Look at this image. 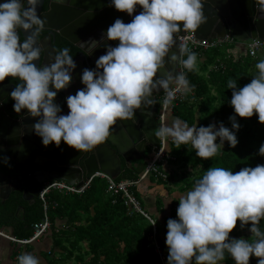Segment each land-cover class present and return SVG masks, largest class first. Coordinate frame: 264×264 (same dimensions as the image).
I'll use <instances>...</instances> for the list:
<instances>
[{
	"label": "clouds",
	"instance_id": "clouds-1",
	"mask_svg": "<svg viewBox=\"0 0 264 264\" xmlns=\"http://www.w3.org/2000/svg\"><path fill=\"white\" fill-rule=\"evenodd\" d=\"M55 2L64 5L68 0ZM255 2L264 14V0ZM39 3L40 0L0 2V81L9 76L20 81L9 93L15 101L13 109L17 113L27 109L28 115L39 117L32 127L45 146L51 142L59 146L63 140L77 150L91 151L106 140L118 119L130 118L136 109L145 110L155 104L153 91L164 90V109L177 93L185 95L191 91L193 86L184 71L174 74L169 69L164 76H157V72L166 67L164 58L174 44L179 53L172 52L168 62L175 65L179 61L188 71L196 69L197 54L188 49L186 38L180 40L179 33L181 27L185 33L194 32L205 21L202 0H109L110 6L130 15L137 5L142 10L128 23L116 18L100 40L81 41L87 55L101 41L119 43L105 44L106 53L95 61L96 67L83 69L81 83L85 87L66 97L70 111L59 114L61 106L54 103V97L69 86L76 62L64 47L48 63H33L40 56V33L46 20L37 13ZM180 21L182 26L177 23ZM21 29L31 30L22 40ZM185 54L186 58H181ZM255 68L257 73L243 87L237 86L236 79L228 80L227 88L232 89L229 103L240 117L257 113L258 120L264 123V59L257 61ZM173 82L175 87L170 86ZM229 120L231 129L222 121L219 127L215 123L197 127L177 118L171 125L162 124L154 135L170 137L176 148L190 143L196 156L207 159L217 154L224 141L231 147L237 145L236 132L241 125L236 115H230ZM217 137L219 143L215 142ZM258 152L264 155V143ZM8 159L4 157V162ZM176 214L178 219L169 218L166 224L167 264H219L226 252L235 264H249L250 255L260 258L257 264H264V231L259 227L264 219V164L245 166L235 173L224 167L208 168L193 188L179 198ZM238 219L241 228L252 222L254 239L229 237ZM17 264L40 261L35 254L24 252L18 256Z\"/></svg>",
	"mask_w": 264,
	"mask_h": 264
},
{
	"label": "trees",
	"instance_id": "trees-1",
	"mask_svg": "<svg viewBox=\"0 0 264 264\" xmlns=\"http://www.w3.org/2000/svg\"><path fill=\"white\" fill-rule=\"evenodd\" d=\"M225 53L226 51L219 47L203 54L197 53V56L204 57L195 70H187V79L193 87L167 116L171 119L179 118L187 121L189 126L197 127L210 123H215L216 127H219V122L222 121L231 129L229 116L236 115L241 126L236 132L238 143L235 147L224 141L216 155L205 159L196 156L195 149H192L190 143L176 148L169 137L165 145L169 157L158 164L159 172L164 173L165 178L157 173H150L145 179L139 180L148 159L135 170L126 167L116 179L139 180L132 190L146 215L127 206L121 195L107 193L106 180L100 177L94 178L82 193L51 190L49 193L51 208L48 211L50 228L39 239L28 244L10 240L13 245L12 253L19 256L20 250H32L39 240L51 235L50 249L40 250L41 254L44 252L52 256L48 261L46 259V264H164V260L167 262L168 246L165 244L167 220L178 219L176 210L179 198L193 188L196 180L210 167H224L232 169L235 173L245 166L255 167L257 164H264V155L258 152L261 143H264V123L258 120L257 113L251 117H240L235 114L234 107L229 103L232 89L227 88L230 78L237 80L238 87L249 83L258 71L255 64L264 59V55L252 57L246 52L235 58ZM215 142L219 143L220 138L217 137ZM147 179L150 182L155 179L160 184L163 183L167 193L158 194L154 200L152 199L154 197H147L148 194L146 192L143 194L142 190L144 185L148 187ZM53 203L56 205L52 206ZM19 206H22L24 211L21 215L16 214ZM42 218L43 205L40 198L36 203L28 204L21 193H15L6 203L0 205V230L8 231L10 235L19 239L32 236L34 232L32 225ZM154 221L155 224H151ZM251 223L248 222L241 228L238 219L229 237L254 239L250 231ZM259 227L264 231V219H261ZM155 242L164 260L156 251ZM258 259L260 258L250 255L249 264H257ZM219 264H235V261L226 252L225 259Z\"/></svg>",
	"mask_w": 264,
	"mask_h": 264
},
{
	"label": "water",
	"instance_id": "water-1",
	"mask_svg": "<svg viewBox=\"0 0 264 264\" xmlns=\"http://www.w3.org/2000/svg\"><path fill=\"white\" fill-rule=\"evenodd\" d=\"M69 6L63 5L65 10H71L75 6V11L78 16L73 23L69 17H62L61 21L72 22L68 33L60 31V34L76 46L78 49L77 55L74 58L76 68L72 71V79L69 86L61 89L54 97V103L61 106V113L68 114L70 109L66 103V97L70 94L74 95L78 89L85 87L81 83V75L84 68L93 69L96 67L95 61L102 54L106 53L105 44L116 46L118 40L101 41V45L94 49L90 55L85 54L81 48V41H88L90 38L100 40L102 33H106L108 27L114 23L116 18H121L125 23L132 20L133 16L142 10V6L137 5L134 12L130 15L126 11L117 10L114 6H110L109 0H68ZM3 2V0H0ZM45 0H40L37 6L38 15L44 19L47 15L50 18L55 14L54 7L57 5L55 1L50 3V9L47 12H42ZM205 21L194 31L201 38H219L230 35L238 42H244L252 38H260L264 40V14H261L256 6L255 0H202ZM59 5V4H58ZM67 5V3H66ZM70 8V9H69ZM77 8V9H76ZM89 9H93L90 12ZM69 14V12H67ZM56 15V14H55ZM74 15V14H73ZM57 16V15H56ZM182 26L183 22H177ZM46 26V25H45ZM44 26V27H45ZM55 30V28H52ZM31 30H20L21 40L24 35L27 36ZM185 32L182 27L179 34ZM176 44L179 43L177 34H173ZM42 49L38 60L33 63L37 66H42L54 59L56 54L50 40L40 39ZM179 49L174 44L170 49L168 56ZM165 56V60H166ZM166 62V61H165ZM20 83L17 78L5 77L4 81H0V191L4 192L8 189L6 185L14 183L19 177H25V173L21 168L14 153L20 151V154L26 153L27 159L25 164H30V161L35 164L36 169L33 174H44L42 182L47 180H66L68 183L83 184L84 180L88 179L94 172L102 171L112 177H117L122 171L123 165L119 154L124 158L125 162L131 167V158L124 152L123 146L114 139V125L110 130L109 136L104 142L95 146L91 151L83 152L69 146L61 140L57 146L55 142L45 146L42 143V138L37 135L32 125L39 117L28 115L27 109H22L17 113L13 109L12 98L9 93L15 88L16 84ZM171 86V85H170ZM51 90H55L50 85ZM163 90V89H160ZM159 90V91H160ZM158 91H153L154 95ZM154 98V96H153ZM155 99V98H154ZM143 110L136 109L134 115L131 116L132 126L135 129L128 130V135L134 147H140V140L149 142V132L146 128V119L139 120ZM150 118H148L149 120ZM126 125V124H124ZM147 144V143H146ZM114 147H113V146ZM155 148L153 152H157ZM141 157H146L143 152ZM138 155L136 159L140 158ZM4 157H8V162H4ZM31 159V160H30ZM22 160V159H21ZM32 178V174L30 176ZM6 186V187H5ZM22 189L23 196L26 193V187H22V183L17 189ZM15 189V190H17ZM6 190V194L0 195V198L7 199L11 191ZM25 198V196H24Z\"/></svg>",
	"mask_w": 264,
	"mask_h": 264
},
{
	"label": "built area",
	"instance_id": "built-area-1",
	"mask_svg": "<svg viewBox=\"0 0 264 264\" xmlns=\"http://www.w3.org/2000/svg\"><path fill=\"white\" fill-rule=\"evenodd\" d=\"M180 36V40L187 39V45L188 49L190 51H194L196 54H203L205 51H208L210 49L218 48L224 44H235L238 42L230 35H226L224 37L219 38H201L199 37L195 32L189 31L187 33L183 32ZM179 41V39H178ZM246 45V52L252 56L257 57L259 55H264V40L260 38H252L245 42ZM253 52H255V55H253ZM185 54L181 58H186ZM220 63V62H219ZM217 66V65H216ZM184 71L187 78V69L183 68V65H181L178 62V71L177 73ZM171 87H175L174 82L171 84ZM165 96V92L163 91L161 100L163 101ZM184 98V95H181L177 93L176 98L172 101V103L169 105L167 109L162 108L160 113V126L162 124H165L166 116L169 112L172 111L173 107L177 104H179ZM161 101V102H162ZM159 126V128H160ZM161 139V143L159 144V148L157 152H153L148 160V163L145 167V171L143 173L142 177H145L147 174L150 173H157L160 176H163L165 178V174L162 172H159L158 164L164 160V158L169 157L168 153L166 152V139ZM96 177H100L106 180L107 193L111 195H121L124 199V203L135 209L136 211H139L143 214L145 212L141 208V204L139 200L137 199L135 193L133 192L132 188L139 182V180L124 178L121 180H117L115 177L110 176L109 174L102 172V171H96L94 172L88 179L84 180L83 184L77 185L76 183H68L65 180H47L43 183L42 187L39 191V198L42 201L43 205V218L40 221L35 222L33 226V234L32 236L24 239H19L17 237H14L10 234L5 233L4 231L0 230V235L8 238L9 240L13 242H17L20 244H28L33 242L34 240H37L41 237L42 234L46 233L48 229L51 226V221L48 215V211L51 208V203L49 202V193L51 190H57L59 192L64 193H82L84 192L92 183L93 179ZM56 203H53L52 206H55ZM146 215V214H145ZM156 251L161 255V258L164 260V256L162 255L158 244L155 242ZM164 264H167V262L164 260Z\"/></svg>",
	"mask_w": 264,
	"mask_h": 264
},
{
	"label": "flooded vegetation",
	"instance_id": "flooded-vegetation-1",
	"mask_svg": "<svg viewBox=\"0 0 264 264\" xmlns=\"http://www.w3.org/2000/svg\"><path fill=\"white\" fill-rule=\"evenodd\" d=\"M53 1H55V0H45L44 6L42 8V12H47L50 9V3ZM54 3H56V2H54ZM64 5L69 6L68 3H67V5L66 4H64ZM62 6L63 5L57 4L54 7V9L56 11L54 13L57 16L55 14L51 18L49 16L50 14L46 16V20H45L46 26L42 29V31L40 33V39H43L45 41L47 39L50 40L52 47L55 50V52L63 49L64 47H67L70 50L69 54L72 55L73 59H74L77 55L78 49L76 48V46L74 44H72L70 41H68L66 38H64L60 34V31L68 33L70 28H71L70 25L72 24V22L74 23L77 20L78 16H77L76 11L74 9L75 6L71 10H68V9L65 10V7H62ZM67 12H69V14ZM61 15H62V17H65V18L69 17L70 19H72V22H71V20H70V22L61 21V19H62ZM73 26L78 27L76 23ZM52 28H55V30H52ZM68 34L72 35L71 33H68ZM20 38H21V36H20ZM173 52H177V51L174 50ZM169 56H167L166 60H165L166 61V67L160 68L157 72V76H164L166 71L169 69H173L174 74H177L179 61H177V63L175 65L172 63H169L168 62ZM155 78L156 77H154L153 79H155ZM163 91L164 90H160L153 95L156 103L148 106L147 109L143 110L141 112L142 115H140V117H139V120H142L143 118L147 120L146 121V128L148 129V132H149V139H148L149 142H146L147 144L144 141L142 142V139H141L140 142L138 143V144H140V147H134V145L130 139V136L128 135V133H129L128 130H130L132 128L135 129V126L134 127L132 126L131 118L118 119L116 124H114V128H115L114 139L116 140V142L120 143L121 146H123L122 148L124 149V152L127 154V156L129 158L134 157V156L136 157L137 155H140L144 152L146 155V159H148V156H150L151 153H153L154 149L159 148L160 137H156L154 135V133L159 130V126H160V113H161V109H162L161 108V103H162L161 102L162 101L161 96H162ZM12 103H15V101L12 100ZM148 118H150V119L148 120ZM124 124H126V125H124ZM119 157L121 158L122 165L124 166V164H123L125 162L124 158L120 154H119ZM26 159H25V161H26ZM142 159L140 158L141 162H142ZM25 161H24V164H20V165H23L21 170L27 171L25 173V177L24 176L19 177L14 183L8 184L6 186L8 187V189H12V188L14 189L11 191V194L21 193V195L23 196L22 189H20V188L17 189V188L20 186V183H22V187H26V184H27V188H25L26 189L25 198L28 200L27 202L34 204L38 201L39 191H40V188L42 187V185L44 183V182H42V180L44 178V174L43 173L42 174L37 173V175L33 174L32 172L34 171V169H36L38 167L35 166V164L32 162V160L30 161L29 166H28V164H25ZM30 174H32V178L29 177ZM8 189H5L4 192L0 191V195L1 194L5 195L6 194L5 192ZM15 189H17V190H15ZM19 207L21 208L22 206H19Z\"/></svg>",
	"mask_w": 264,
	"mask_h": 264
},
{
	"label": "crops",
	"instance_id": "crops-1",
	"mask_svg": "<svg viewBox=\"0 0 264 264\" xmlns=\"http://www.w3.org/2000/svg\"><path fill=\"white\" fill-rule=\"evenodd\" d=\"M245 42L246 41H244V42H236L234 45L230 46L231 49H229V53H230L231 57L237 58L238 55H241V54H244V53L246 54V45H245ZM203 57H204L203 55L197 56V61H196L197 62V65H198V63L200 62V60ZM150 156H148V160H149ZM14 157L16 158V161H18L20 164H24V161H25V158L27 157V155H26V153L20 154V151H18L17 153L15 151ZM136 157L135 156L134 157H131V159H132L131 160V164H130L131 167H129V165H127L125 162L123 163L124 166L122 168L121 173L123 172V170L126 167L127 168H133V170H135L142 162H144L146 160V157H141L140 156L141 159L143 158L142 159V162H141L140 158L136 159ZM21 159H22V161H21ZM142 175H143V173H142ZM140 178H141V175H140ZM145 178L146 177H142L140 180L145 179ZM145 182H143V183H145ZM147 183H148V187H146L144 185L145 187L143 186V188H142L143 194L145 192L148 194L147 197L148 196L149 197H154V198H152L154 200L155 199V196H157L158 194L159 195H164L165 193H167V191L164 188L165 186H164L163 183L160 184L155 179H153L151 182L148 180ZM13 195H14V193L11 194L7 199L0 198V205L6 203ZM24 196H22L23 199L25 201H28L26 198H24ZM28 204H32V203H29L28 202ZM23 212L24 211H23L22 207L21 208L18 207L16 209V214L21 215V214H23ZM5 232H7V234H9L8 231H5ZM36 244H37V246L34 249H32V250L22 249V250H20L19 254L21 255L24 252L33 253V254H35L39 258L40 264H46L47 261H46L45 258L42 257V254L40 253V250H42V249H46V250L47 249H50V247L52 245V236L51 235H47L44 239L39 240ZM12 246L13 245H12L11 241L8 238L0 235V264H17L16 258H18V255H16V253L15 254L12 253Z\"/></svg>",
	"mask_w": 264,
	"mask_h": 264
},
{
	"label": "rangeland",
	"instance_id": "rangeland-1",
	"mask_svg": "<svg viewBox=\"0 0 264 264\" xmlns=\"http://www.w3.org/2000/svg\"><path fill=\"white\" fill-rule=\"evenodd\" d=\"M231 45H232V44L227 43V44H224V45L220 46L219 49H224V50L226 51L225 54L228 55V54H230V53H229V49H231V48H230ZM196 64H197V62H196ZM168 118H169V120H168ZM175 119H177V118L172 117V119H171V117L166 116V124H167V125H171L172 122H173ZM172 120H173V121H172ZM58 256H59V254H58ZM42 257L45 258V259H47V261H48L49 259H51L52 256H51V255H48V254H45V253L43 252Z\"/></svg>",
	"mask_w": 264,
	"mask_h": 264
},
{
	"label": "bare ground",
	"instance_id": "bare-ground-1",
	"mask_svg": "<svg viewBox=\"0 0 264 264\" xmlns=\"http://www.w3.org/2000/svg\"><path fill=\"white\" fill-rule=\"evenodd\" d=\"M17 243V242H16Z\"/></svg>",
	"mask_w": 264,
	"mask_h": 264
}]
</instances>
